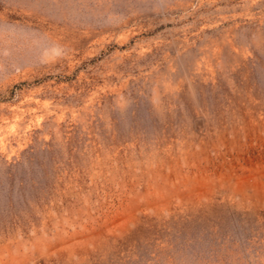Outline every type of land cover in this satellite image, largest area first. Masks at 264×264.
Segmentation results:
<instances>
[{"label":"rangeland","instance_id":"obj_1","mask_svg":"<svg viewBox=\"0 0 264 264\" xmlns=\"http://www.w3.org/2000/svg\"><path fill=\"white\" fill-rule=\"evenodd\" d=\"M0 264H264V0H0Z\"/></svg>","mask_w":264,"mask_h":264}]
</instances>
